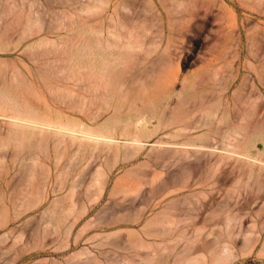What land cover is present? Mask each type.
Returning <instances> with one entry per match:
<instances>
[{"label": "rangeland", "instance_id": "374dc122", "mask_svg": "<svg viewBox=\"0 0 264 264\" xmlns=\"http://www.w3.org/2000/svg\"><path fill=\"white\" fill-rule=\"evenodd\" d=\"M13 1L15 15L0 12V264L138 262L133 233L163 209L178 222L163 237L176 253L195 229L202 248L217 242L210 231H231L239 253L253 245L229 264H264V162L226 138L250 115L264 160V0H0V10ZM127 31L137 45L124 66L104 72L84 56L87 40ZM142 111L159 129L132 142L123 128ZM16 116L115 127L116 140Z\"/></svg>", "mask_w": 264, "mask_h": 264}, {"label": "bare ground", "instance_id": "6f19581e", "mask_svg": "<svg viewBox=\"0 0 264 264\" xmlns=\"http://www.w3.org/2000/svg\"><path fill=\"white\" fill-rule=\"evenodd\" d=\"M247 6H252V3H246ZM6 8L1 9V14L5 15H15L17 12V6L15 5V1L6 3ZM231 23L233 24L235 21L234 14L230 18ZM31 20H29V24L31 25ZM96 38V40H87L84 43V56L90 57L97 55L99 61L101 62V70L106 72L108 70L109 73L112 72L114 67L117 65H125V63L129 62L130 58L132 57L131 49L137 45L135 35L131 31H127L124 35L120 34L118 36V40L113 41L106 35H102ZM135 38V40H134ZM142 47V44L139 45ZM81 56H83L81 54ZM113 78L105 79V83L107 81H113ZM114 96V93H112ZM144 111L140 112L135 116V118H131V122L126 123L124 125V131L128 132V136L126 137L128 140L136 143H140L142 141L141 134H149L151 135L156 130L159 129V124L156 125L154 128H150L148 125L149 120L148 117L145 115ZM154 117L150 116V118ZM250 115L243 114L242 115V122L231 128L228 135L226 136L228 142L227 145L232 146L234 149H241L236 150L238 154L253 159L255 161L264 162L263 159L257 157L252 152V147L255 143V134L254 131H251L250 125L252 123L251 119H249ZM15 118H19L16 116ZM21 120H25L31 123H41L45 124L50 127H56L58 129L68 130L70 132H82L83 134L87 135L90 139L100 140L103 138L105 140L113 141L116 140V136L113 134L116 131L115 127L107 128L106 130H87L82 129L79 125H67V124H59L54 123L51 121H37L35 119H31L28 117L19 118ZM133 126V127H132ZM133 128H136V131L130 132ZM201 126L196 125L189 127L188 129H195L196 131H200ZM255 128V127H253ZM17 129V127H16ZM187 129V127H185ZM126 135V133H123ZM195 135L196 139H201V134L191 133V136ZM200 136V137H199ZM188 146H197L201 145L197 142H182ZM207 146V145H202ZM102 168L96 169V179L103 174ZM6 203V201H5ZM75 204L71 203L69 206V213L74 212ZM145 222L140 230H136L133 235L135 236L134 247L137 249H144V254H137L139 256L138 262H134L129 258H124L115 264H168V261L163 259L161 256V251L170 249L173 254L176 252L175 246H167L164 245L163 237L167 236L170 233H175L178 228V222L176 217L172 215V213L168 209H163L154 213H149L148 215L144 216ZM230 219L227 221L229 223ZM49 223V222H47ZM5 226L4 223H0V228ZM229 226V224H228ZM202 232L198 229L193 230L192 236L185 240L186 244L184 247L178 251L175 255L176 261L174 264H229L233 262L236 258H241L245 254V251L251 250L253 245V241L247 238L246 247L245 249L239 253L236 249V245L234 240L232 239L233 233L228 231L227 234L225 232H212L210 231L209 235H214L215 239L217 238V242L213 245H209L206 248H202L200 246H196L197 242L201 240ZM178 236L187 237V233L182 232L178 234ZM230 237L231 239H227ZM219 243V245H217ZM26 244V243H25ZM199 251L201 252L199 254ZM175 252V253H174ZM261 252L264 254V244ZM25 253V252H24ZM92 256V254H91ZM4 259V258H3ZM8 259V258H7Z\"/></svg>", "mask_w": 264, "mask_h": 264}]
</instances>
